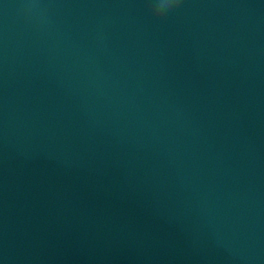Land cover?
I'll use <instances>...</instances> for the list:
<instances>
[{"label": "water", "instance_id": "obj_1", "mask_svg": "<svg viewBox=\"0 0 264 264\" xmlns=\"http://www.w3.org/2000/svg\"><path fill=\"white\" fill-rule=\"evenodd\" d=\"M0 0V264H264V0Z\"/></svg>", "mask_w": 264, "mask_h": 264}, {"label": "clouds", "instance_id": "obj_2", "mask_svg": "<svg viewBox=\"0 0 264 264\" xmlns=\"http://www.w3.org/2000/svg\"><path fill=\"white\" fill-rule=\"evenodd\" d=\"M177 0H158L156 7L153 9V16L156 19H160L168 12L173 10Z\"/></svg>", "mask_w": 264, "mask_h": 264}]
</instances>
